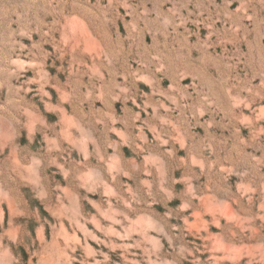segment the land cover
I'll use <instances>...</instances> for the list:
<instances>
[{
	"label": "rangeland",
	"instance_id": "obj_1",
	"mask_svg": "<svg viewBox=\"0 0 264 264\" xmlns=\"http://www.w3.org/2000/svg\"><path fill=\"white\" fill-rule=\"evenodd\" d=\"M0 264H264V0H0Z\"/></svg>",
	"mask_w": 264,
	"mask_h": 264
}]
</instances>
